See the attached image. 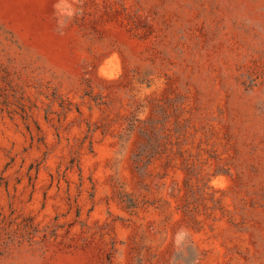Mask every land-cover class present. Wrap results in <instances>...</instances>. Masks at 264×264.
Returning a JSON list of instances; mask_svg holds the SVG:
<instances>
[{
	"label": "rangeland",
	"instance_id": "rangeland-1",
	"mask_svg": "<svg viewBox=\"0 0 264 264\" xmlns=\"http://www.w3.org/2000/svg\"><path fill=\"white\" fill-rule=\"evenodd\" d=\"M0 264H264V0H0Z\"/></svg>",
	"mask_w": 264,
	"mask_h": 264
}]
</instances>
